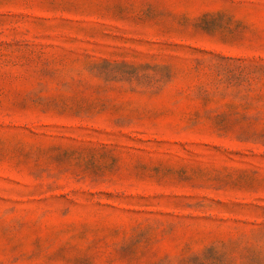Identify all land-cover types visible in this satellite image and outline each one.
Here are the masks:
<instances>
[{
  "label": "rangeland",
  "instance_id": "1",
  "mask_svg": "<svg viewBox=\"0 0 264 264\" xmlns=\"http://www.w3.org/2000/svg\"><path fill=\"white\" fill-rule=\"evenodd\" d=\"M0 264H264V0H0Z\"/></svg>",
  "mask_w": 264,
  "mask_h": 264
}]
</instances>
